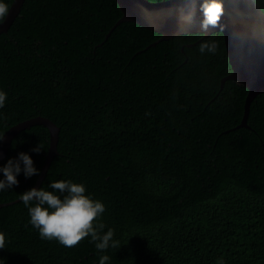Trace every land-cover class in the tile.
Wrapping results in <instances>:
<instances>
[{
  "label": "trees",
  "instance_id": "1",
  "mask_svg": "<svg viewBox=\"0 0 264 264\" xmlns=\"http://www.w3.org/2000/svg\"><path fill=\"white\" fill-rule=\"evenodd\" d=\"M122 15L116 0H25L0 33V132L40 115L60 127L40 186L84 182L105 203L101 222L121 244L111 264H264V92L242 126L248 89L222 84L232 72L222 32L160 40L136 22L112 29ZM204 41L217 52L201 54ZM37 141L42 172V124L21 131L0 163ZM39 176L0 192V258L98 264L90 238L67 248L29 223L17 199Z\"/></svg>",
  "mask_w": 264,
  "mask_h": 264
},
{
  "label": "water",
  "instance_id": "2",
  "mask_svg": "<svg viewBox=\"0 0 264 264\" xmlns=\"http://www.w3.org/2000/svg\"><path fill=\"white\" fill-rule=\"evenodd\" d=\"M25 0H14L6 19L0 23V33L8 32L21 12ZM123 13L112 29L122 22H136L159 32L160 40H168L188 33L210 36L222 32L232 72L223 78L233 79L248 89L242 126H248V114L252 100L264 92V10L257 0H222L223 13L217 27L204 32L200 28L202 14L198 0H116ZM45 125L50 131V148L42 172L35 184L39 187L48 168L59 153L60 127L50 118L36 116L10 127L0 143V161L9 152L13 139L32 125ZM20 198L17 199L19 201ZM6 205L1 203L0 207Z\"/></svg>",
  "mask_w": 264,
  "mask_h": 264
},
{
  "label": "clouds",
  "instance_id": "3",
  "mask_svg": "<svg viewBox=\"0 0 264 264\" xmlns=\"http://www.w3.org/2000/svg\"><path fill=\"white\" fill-rule=\"evenodd\" d=\"M198 3L202 14L201 30L207 32L217 27L223 13L222 0H198ZM9 11L7 0H0V23L6 19ZM217 48L214 41H204L199 45V52L215 54ZM6 101L7 93L0 89V109L5 107ZM5 138V134L0 132V143ZM44 151L43 144L37 141L29 150H21L0 163V192L16 188L21 175L25 179L39 176L41 169L36 165L33 153ZM20 200L28 211L29 223L38 231L41 239L56 240L64 247L71 248L81 240L90 238L98 253V264H111L107 254L109 249L118 250L121 247L114 229L107 228L101 222L106 212L105 203L89 193L84 182L52 180L46 187L32 186L26 189L20 194ZM4 248L5 236L0 233V249ZM0 264H5L4 258H0Z\"/></svg>",
  "mask_w": 264,
  "mask_h": 264
}]
</instances>
